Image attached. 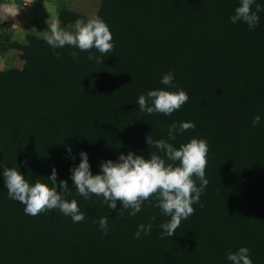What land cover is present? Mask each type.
<instances>
[{
	"label": "trees",
	"instance_id": "16d2710c",
	"mask_svg": "<svg viewBox=\"0 0 264 264\" xmlns=\"http://www.w3.org/2000/svg\"><path fill=\"white\" fill-rule=\"evenodd\" d=\"M137 1L130 22L105 20L114 48L100 63L87 58L88 51L101 55L95 48L53 49L30 34L26 45L2 36L0 54L17 49L27 58L22 70L0 71V163L17 165L32 182L55 167L85 219L74 223L57 209L26 215L0 176V264H231L226 253L241 246L253 264H264V10L249 29L229 20L239 0ZM256 2L264 8V0ZM57 12L63 25L93 18L64 2ZM168 71L189 100L171 115L141 113L138 96L165 87L160 79ZM257 114L261 124L253 127ZM179 121L195 128L171 141L177 147L191 137L208 140L209 183L174 236L160 238L169 217L147 202L136 216L127 209L117 215L120 201L113 210L75 191L69 169L81 150L96 174L101 161L121 152L148 158L156 149L145 138L168 139V125ZM101 216L109 217L107 235ZM149 222L151 234L134 238Z\"/></svg>",
	"mask_w": 264,
	"mask_h": 264
},
{
	"label": "clouds",
	"instance_id": "9594fccd",
	"mask_svg": "<svg viewBox=\"0 0 264 264\" xmlns=\"http://www.w3.org/2000/svg\"><path fill=\"white\" fill-rule=\"evenodd\" d=\"M262 10L264 8L256 0H239L229 20L233 24L242 21L249 29H254L259 24V13ZM46 23L47 30L39 33L42 34L43 41L53 49L69 45L83 52L95 48L101 55L97 56L88 51L87 58L100 63L103 54L114 48L112 32L107 22L99 16L87 21L76 19L69 27L61 26L59 18L52 19L51 22L48 19ZM71 55L75 59L79 52L72 51ZM174 80V72L163 73L160 84L165 87L141 93L136 101L138 110L149 115H171L180 109L189 100V96L186 90L174 84ZM261 119L259 114L255 115L252 126H259ZM194 128L195 123L192 121L173 122L167 128L168 139H153L152 134L145 138L150 148L156 149L149 153L148 158L133 151L127 154L121 152L116 160L101 161L100 170L96 174L91 170L87 152L81 150L78 153L79 163L69 169L75 191L85 200L91 199L93 195L102 198L103 206L107 205L113 210L117 209V201H120L121 207L117 215L121 209H127L130 216H136L147 202L169 217L159 225L162 229L160 238L174 236L181 221L194 213L193 205L200 203V197L209 183L205 173L208 140L191 137L178 147L171 142L175 141L178 135ZM66 151L71 154L72 147L66 146ZM72 159L75 160V157ZM0 168V176L4 178L8 197L21 202L26 215L36 216L41 212L57 209L65 216L71 217L74 223L85 219V212L80 210L78 201L66 198L72 189L67 180H57L58 172L55 167L47 179H36L34 182L25 177L17 165L8 167L0 163ZM108 221V216L98 219L99 228L105 235L109 231ZM152 227L151 222L139 224L134 238L140 239L150 235ZM226 260L231 264H253L247 246H241L234 252L228 251Z\"/></svg>",
	"mask_w": 264,
	"mask_h": 264
},
{
	"label": "rangeland",
	"instance_id": "374dc122",
	"mask_svg": "<svg viewBox=\"0 0 264 264\" xmlns=\"http://www.w3.org/2000/svg\"><path fill=\"white\" fill-rule=\"evenodd\" d=\"M62 2L66 3L69 9L84 10L90 17L99 16L103 20L119 24L130 22L138 8L137 0H0V40L4 41L2 36L7 34L10 40L26 45L28 32L13 25L19 23L15 20L16 16L21 12L24 14L32 4L50 3L57 8V4ZM26 58L27 53L17 49L2 53L0 54V71L22 70ZM2 102L3 98L0 97V104Z\"/></svg>",
	"mask_w": 264,
	"mask_h": 264
},
{
	"label": "crops",
	"instance_id": "0c3cea01",
	"mask_svg": "<svg viewBox=\"0 0 264 264\" xmlns=\"http://www.w3.org/2000/svg\"><path fill=\"white\" fill-rule=\"evenodd\" d=\"M75 12L88 16V12L84 10H75L71 9ZM88 14V15H87ZM59 18L57 8L53 4L50 3H40V4H32L30 8H27L23 14V12L19 13L16 16L18 24H13L16 28H22L24 31L28 32V34L33 35L37 38L43 39L42 34L39 32H43L47 30L46 21L49 19L51 22L52 19ZM71 24L63 25V27H69Z\"/></svg>",
	"mask_w": 264,
	"mask_h": 264
}]
</instances>
